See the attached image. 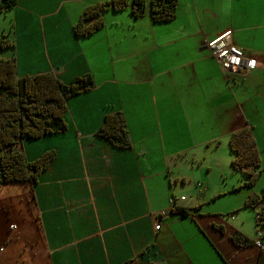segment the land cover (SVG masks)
Masks as SVG:
<instances>
[{"label": "crops", "instance_id": "1", "mask_svg": "<svg viewBox=\"0 0 264 264\" xmlns=\"http://www.w3.org/2000/svg\"><path fill=\"white\" fill-rule=\"evenodd\" d=\"M102 1L18 0L4 14L13 45L2 57H16L20 77L52 72L69 83L91 73L94 85L68 100L65 133L23 142L30 160L48 149L57 156L36 184L21 187V218L33 239L21 241L22 219H11L15 210L0 205V264L26 252L34 260L21 264H264L254 244L264 223L240 213L256 210L245 205L251 194L264 196V0H178L169 22H155L147 0L143 17L108 9L100 30L78 37L74 24ZM228 29L255 62L250 72L226 77L206 47ZM118 111L132 148L96 135L105 116ZM246 127L262 172L253 187L233 191L247 177L232 167L229 140ZM180 154L208 171L216 167L223 178L234 173L238 185L184 205L166 167ZM174 205L190 215L170 212ZM162 210L168 214L156 228ZM235 232L250 243L236 245Z\"/></svg>", "mask_w": 264, "mask_h": 264}, {"label": "trees", "instance_id": "2", "mask_svg": "<svg viewBox=\"0 0 264 264\" xmlns=\"http://www.w3.org/2000/svg\"><path fill=\"white\" fill-rule=\"evenodd\" d=\"M17 2L1 0L0 15L10 12ZM149 7L155 22H169L176 17L178 0H149ZM108 9H130L134 17L140 18L146 14L148 3L147 0H105L91 4L74 24L75 34L84 37L100 30L104 26L103 15ZM12 45L13 42L8 38L0 41V49ZM93 85L91 73L77 76L69 83H64L52 72L20 77L16 57L5 58L0 55V184L38 182L40 174L56 159L57 152L48 149L38 158L30 160L23 149V142H35L46 136L65 133L68 130V100L92 89ZM96 135L106 138L114 147L132 148L126 118L121 111L106 115ZM229 145L235 154L233 169L247 177V181L233 191L245 186L253 187L262 169L260 150L251 128L232 133ZM263 202L264 196L253 193L245 205L256 208ZM190 210L175 206L170 212L187 216ZM216 228L225 231L221 225ZM231 239L240 246L250 243L238 232L231 234Z\"/></svg>", "mask_w": 264, "mask_h": 264}, {"label": "rangeland", "instance_id": "3", "mask_svg": "<svg viewBox=\"0 0 264 264\" xmlns=\"http://www.w3.org/2000/svg\"><path fill=\"white\" fill-rule=\"evenodd\" d=\"M4 14L5 13H2L0 15V41L3 40L4 38H8L9 36L8 31L3 29V26H6V24L8 23V17L7 15ZM5 49H0L1 56ZM3 55L7 56L8 54L4 53ZM40 64H41L40 69L41 70L45 69L46 63L44 61H40ZM160 153H163L162 150L160 151ZM190 154L187 156H185L184 154L175 155L174 158L176 160H179L181 163L180 162L175 163V160L173 158L169 161V165H166V167L167 168L169 167L170 169V175L172 178V182L174 184V190H176V185H175L176 181H177V186L179 187V190L176 191L175 195H177L178 197L184 195L182 200L186 199L185 202L182 201L184 205H193L194 201L198 200V198L200 201L203 199H205L206 201H210L214 199V197H216L219 193H222L232 185H238L239 180L237 181L236 178L238 176L235 175L234 173L226 172L223 178V176L220 174L221 172H218L216 170V167L214 168L213 166H211V171H208V168H203V166L194 163L193 160L182 159V158H189ZM231 174H234V176H232ZM177 177L180 179V181L177 180ZM208 182H210L209 192L208 190L205 189L206 187L209 188ZM199 184L200 187L202 186L201 188L198 187ZM22 186H24V183L14 182V183L0 184V205L4 203L3 205H6L5 207H11L12 209H14L15 213H13L11 219L17 220L18 222L20 219L23 218V217L21 218V215L25 216L22 214L23 209L25 208L24 198H22L24 194H21ZM200 190L205 192L206 196H203L200 193ZM247 210L249 211L242 209L240 210V213L242 212L241 213L242 215L245 213L246 216L250 214L248 219L255 222L254 210L251 209H247ZM26 217H28V215ZM19 227L20 228L18 229V231L21 232L22 242L25 239L26 240L33 239L34 231L28 220L23 221L22 224L20 223ZM27 254L28 252H26L19 258L16 257L15 255L8 256L6 259H3L1 261V264H21L22 260H27V261L34 260V258H29Z\"/></svg>", "mask_w": 264, "mask_h": 264}, {"label": "built area", "instance_id": "4", "mask_svg": "<svg viewBox=\"0 0 264 264\" xmlns=\"http://www.w3.org/2000/svg\"><path fill=\"white\" fill-rule=\"evenodd\" d=\"M232 30L228 29L222 32L215 39L206 42V47L210 50L212 56L218 61L223 74L241 75L250 72L255 68V62L245 56L244 50L234 44L231 39ZM166 215V211L157 213L156 228L161 224L159 222ZM255 219L258 223H264V208L255 212ZM255 245L264 251V231H258L255 238Z\"/></svg>", "mask_w": 264, "mask_h": 264}, {"label": "clouds", "instance_id": "5", "mask_svg": "<svg viewBox=\"0 0 264 264\" xmlns=\"http://www.w3.org/2000/svg\"><path fill=\"white\" fill-rule=\"evenodd\" d=\"M243 49V48H242ZM11 58V57H10ZM24 77V76H23ZM173 198V197H172ZM171 201H172V204L174 203V198L173 199H171ZM175 206V205H174ZM261 208H264V205L262 204V205H260V206H258V207H256L255 209V211H254V213L258 210V209H261ZM162 211H166V210H162ZM168 214V211H166V215ZM165 215V216H166ZM164 218V217H163ZM256 220V219H255ZM14 227V226H13ZM254 244H255V240H254ZM263 251V250H262Z\"/></svg>", "mask_w": 264, "mask_h": 264}]
</instances>
